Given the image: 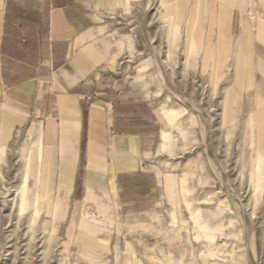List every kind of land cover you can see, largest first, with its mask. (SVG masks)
<instances>
[{
    "label": "rangeland",
    "instance_id": "374dc122",
    "mask_svg": "<svg viewBox=\"0 0 264 264\" xmlns=\"http://www.w3.org/2000/svg\"><path fill=\"white\" fill-rule=\"evenodd\" d=\"M242 1L114 12L101 87L115 129L138 137L140 169L81 172L69 194L36 180L27 128L5 138L0 264H264V0Z\"/></svg>",
    "mask_w": 264,
    "mask_h": 264
},
{
    "label": "crops",
    "instance_id": "0c3cea01",
    "mask_svg": "<svg viewBox=\"0 0 264 264\" xmlns=\"http://www.w3.org/2000/svg\"><path fill=\"white\" fill-rule=\"evenodd\" d=\"M131 2L0 0L1 146L27 128L36 180L58 191L72 194L81 172L115 178L140 169L138 137L115 129L117 103L101 87L116 63L112 17ZM33 51L42 54L37 66Z\"/></svg>",
    "mask_w": 264,
    "mask_h": 264
},
{
    "label": "bare ground",
    "instance_id": "6f19581e",
    "mask_svg": "<svg viewBox=\"0 0 264 264\" xmlns=\"http://www.w3.org/2000/svg\"><path fill=\"white\" fill-rule=\"evenodd\" d=\"M260 97H264V94L259 95ZM255 112V111H254ZM257 160L258 161H264V143L261 142V145L258 149V153H257Z\"/></svg>",
    "mask_w": 264,
    "mask_h": 264
}]
</instances>
